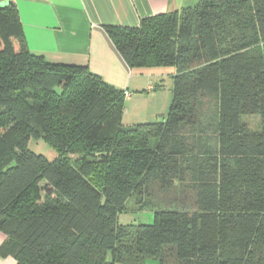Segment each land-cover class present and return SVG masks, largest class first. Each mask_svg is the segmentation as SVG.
Instances as JSON below:
<instances>
[{"label":"trees","instance_id":"obj_1","mask_svg":"<svg viewBox=\"0 0 264 264\" xmlns=\"http://www.w3.org/2000/svg\"><path fill=\"white\" fill-rule=\"evenodd\" d=\"M105 31L130 69L175 68L162 120L124 125L126 91L33 53L0 3V256L264 264V0H193ZM132 201L152 223H120Z\"/></svg>","mask_w":264,"mask_h":264},{"label":"crops","instance_id":"obj_2","mask_svg":"<svg viewBox=\"0 0 264 264\" xmlns=\"http://www.w3.org/2000/svg\"><path fill=\"white\" fill-rule=\"evenodd\" d=\"M192 1L0 0V3L10 2L16 7L33 53L52 64L87 66L106 83L126 91L129 103L145 93L155 94L159 90L157 82L163 81L165 76L152 73L159 68L130 69L105 28H138L143 20L179 11ZM148 75L157 80L149 84ZM6 239V234L0 230V247ZM16 263L11 256H0V264Z\"/></svg>","mask_w":264,"mask_h":264},{"label":"rangeland","instance_id":"obj_3","mask_svg":"<svg viewBox=\"0 0 264 264\" xmlns=\"http://www.w3.org/2000/svg\"><path fill=\"white\" fill-rule=\"evenodd\" d=\"M175 71L176 70L173 67H162L152 70V73L156 75L163 74L165 76L163 81L157 82L159 90L152 95L145 93L144 96L141 95V97H135L129 103L128 100H126L125 114L123 118L124 125L129 126L160 121L168 114L173 96V75ZM151 77V75H148L149 84L157 80V77ZM157 106L159 108H156ZM246 122L254 130L259 128L260 120L257 117L246 119ZM29 150L37 155L44 156L50 162H53L57 158L56 152L43 140H30ZM153 190L156 191L155 189ZM157 195L158 194H156V196ZM138 209L139 207H135L134 202L132 201L130 204V212L119 217L120 223L125 225L130 223L138 224L153 222L152 211L146 210L140 212ZM144 264H159V261L147 259Z\"/></svg>","mask_w":264,"mask_h":264},{"label":"water","instance_id":"obj_4","mask_svg":"<svg viewBox=\"0 0 264 264\" xmlns=\"http://www.w3.org/2000/svg\"><path fill=\"white\" fill-rule=\"evenodd\" d=\"M7 5H12V3H10V2H7V3H1V6H2V7L7 6Z\"/></svg>","mask_w":264,"mask_h":264}]
</instances>
